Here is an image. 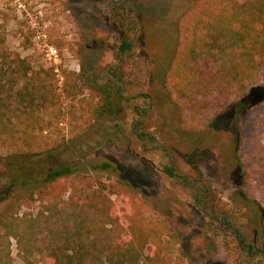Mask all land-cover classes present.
<instances>
[{
	"label": "rangeland",
	"instance_id": "obj_1",
	"mask_svg": "<svg viewBox=\"0 0 264 264\" xmlns=\"http://www.w3.org/2000/svg\"><path fill=\"white\" fill-rule=\"evenodd\" d=\"M203 1L0 0V54L24 59L25 84L37 88L30 115L0 105V193L7 190L0 196V238L8 231L16 235L0 239V260L5 247L9 264L38 259L25 262V216L52 214V225L64 213V225L74 226L69 215L82 207L87 178L137 189L147 202L144 217L159 219L175 235L181 264H233L222 231L206 227L196 180L205 187L208 209L228 214L250 237L256 231L258 247L264 246V208L241 187L234 158L238 117L264 105V75L243 97L230 99L235 114L197 135L181 131L179 111L162 87L180 22ZM121 42L129 48L119 52L115 45ZM49 49L55 57L47 55ZM102 90L114 105L99 115L106 103ZM103 164L112 168L102 171ZM64 168L71 174L45 181L48 171ZM111 200L126 211L124 200ZM32 244L40 246V240ZM257 261L246 253L235 256V264Z\"/></svg>",
	"mask_w": 264,
	"mask_h": 264
},
{
	"label": "trees",
	"instance_id": "obj_2",
	"mask_svg": "<svg viewBox=\"0 0 264 264\" xmlns=\"http://www.w3.org/2000/svg\"><path fill=\"white\" fill-rule=\"evenodd\" d=\"M115 48L120 52L129 46L121 42ZM171 59L161 81L179 111L181 131L188 135L210 131L223 116L233 115L230 99L243 97L264 75V0H205L194 6L180 22ZM28 72L24 59L9 52L0 54V105L14 107L19 113V108L29 115L35 112V88L28 89L25 84ZM102 93L106 103L99 115L114 105L110 92ZM238 125L234 154L237 176L243 190L264 208V105L246 110L238 117ZM101 168L106 171L112 167L103 164ZM71 172L69 168L54 170L46 173L45 181ZM83 184L82 207L69 215L74 226L64 225L68 221L64 213L52 225V214L23 217V240L29 250L25 262L38 257L27 264L183 263L184 255L174 248L171 229L159 219L144 217L147 202L137 189L119 180L109 187L91 178ZM113 196L125 201V212L117 210ZM151 210L155 211L154 207ZM16 222L21 225V220ZM260 227L264 235V224ZM209 229L213 234L218 232ZM14 236L8 231L0 239L8 242ZM37 239L40 246L32 244ZM223 241L228 258L235 264L240 252L237 243L229 235H224ZM5 248L0 264H9ZM147 249L151 250L148 254Z\"/></svg>",
	"mask_w": 264,
	"mask_h": 264
},
{
	"label": "flooded vegetation",
	"instance_id": "obj_3",
	"mask_svg": "<svg viewBox=\"0 0 264 264\" xmlns=\"http://www.w3.org/2000/svg\"><path fill=\"white\" fill-rule=\"evenodd\" d=\"M139 97V95H138ZM131 100V99H130ZM145 109V107H143ZM143 125V123H142ZM52 172L51 170L47 173ZM172 178H176V176H171ZM194 190L197 193V196H202L199 201L198 206H201V211L204 217L209 220L207 228H213L219 230L223 236L229 235L234 241L237 243L240 253H246L248 259L253 260L254 258H258L256 264H264V246L258 247V235L257 232L254 231L253 236L250 237L248 230H241L234 226V223L230 220V216L228 214H218V212L213 208L209 207L208 209V200L205 195L206 190L205 187L199 180L194 181ZM201 184V188L198 187ZM189 186H192V183L189 182ZM7 192V190H5ZM201 191V192H200ZM208 210V211H207ZM242 228V227H241ZM260 240L264 241V235L262 231H260ZM263 235V236H262ZM250 264V263H249Z\"/></svg>",
	"mask_w": 264,
	"mask_h": 264
},
{
	"label": "built area",
	"instance_id": "obj_4",
	"mask_svg": "<svg viewBox=\"0 0 264 264\" xmlns=\"http://www.w3.org/2000/svg\"><path fill=\"white\" fill-rule=\"evenodd\" d=\"M48 51H49V54L47 55H49V57H55V55L57 54L55 49H49Z\"/></svg>",
	"mask_w": 264,
	"mask_h": 264
},
{
	"label": "water",
	"instance_id": "obj_5",
	"mask_svg": "<svg viewBox=\"0 0 264 264\" xmlns=\"http://www.w3.org/2000/svg\"><path fill=\"white\" fill-rule=\"evenodd\" d=\"M5 193H6V191H3L2 193H0V196L3 195V194H5Z\"/></svg>",
	"mask_w": 264,
	"mask_h": 264
}]
</instances>
